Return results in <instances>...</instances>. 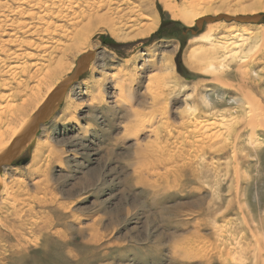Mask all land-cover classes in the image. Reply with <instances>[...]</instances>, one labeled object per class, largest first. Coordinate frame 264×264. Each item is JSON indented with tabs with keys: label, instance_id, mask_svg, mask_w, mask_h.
Segmentation results:
<instances>
[{
	"label": "rangeland",
	"instance_id": "rangeland-1",
	"mask_svg": "<svg viewBox=\"0 0 264 264\" xmlns=\"http://www.w3.org/2000/svg\"><path fill=\"white\" fill-rule=\"evenodd\" d=\"M21 1L0 0V107L31 97L39 85L37 75L57 66L65 47L76 42L73 34L90 17L116 7L111 3L80 20L50 17L45 19L49 32H41L36 10ZM136 1L108 16L113 20L126 13L128 19L134 9L144 19L131 23L132 28L129 20L117 23L114 31L97 22L80 52L63 57L57 85L76 72L81 57L90 52L95 56L82 80L18 156L19 163L1 171L7 183L24 179L31 197H38L35 203L27 200L34 208L18 206L21 221L6 218L8 226L14 225L12 232L0 227V264H264V125L238 117L247 108L242 82L227 77L231 85L224 86L214 74L187 66L186 51L204 36L205 21L201 27L186 25L172 17L163 0ZM190 1L167 3L183 9ZM211 1L207 16L212 18L231 9L230 14L244 19L254 13L245 14L243 8L255 9L259 2L264 6V0ZM256 15L263 17L261 23L222 20L213 44L238 41L249 31L255 36V29L264 28V10ZM154 21V33L134 38L138 24ZM204 42L190 48L199 58L210 48ZM259 42L246 65L256 80L249 90L264 104V46ZM33 63L42 70L36 72ZM241 63L225 62L221 72H236ZM15 64L24 67L12 75L8 67ZM159 78L165 82L160 84ZM150 85L159 93L165 90L159 107H153ZM8 95H13L11 103ZM260 111L248 107L246 112ZM127 112L133 118H125ZM220 115L238 117L237 136L213 129L214 147H195L196 127ZM37 149L42 154L34 173ZM45 172L48 183L43 182ZM47 215L50 221L44 226Z\"/></svg>",
	"mask_w": 264,
	"mask_h": 264
},
{
	"label": "bare ground",
	"instance_id": "bare-ground-1",
	"mask_svg": "<svg viewBox=\"0 0 264 264\" xmlns=\"http://www.w3.org/2000/svg\"><path fill=\"white\" fill-rule=\"evenodd\" d=\"M130 2H131V0H22L21 5L22 6H28L34 11L36 10L35 14L39 16V18H37V19L39 20V24L42 26L41 32H49V27H46L45 19H49L50 17L55 18L56 16H58L60 18H65V19L74 18V19L80 20L81 18L84 19L87 16H92L91 12H93L97 9H100L101 7L108 6L111 3L115 4L116 7L110 9L111 12H108V14L114 13L115 15H119V13L124 12L123 9H125V8H123V7L126 5H129ZM136 2H138V0ZM163 2L165 4V7L169 10V12H171L172 17L175 18V20L176 19L182 20L186 23V25L188 24L191 26H193L195 24L201 25L203 23V21H205V23L208 24V27H207L206 32L204 33V36H202L200 38L197 37V39L192 41L193 42L192 44L196 45L198 43V41H201L203 39L206 42V44L210 45V48L208 50L206 49V51H204L203 57L199 58L195 54V52L197 50H195V48L190 49L192 47V44H191L190 47L188 48V50L186 51V55H185L187 66L190 69L195 70V71H204V72H206V74H214L215 77L213 79L215 81L219 82L221 85H224V86H230L231 85V83L228 82L227 77L229 79L231 77H233V78L238 79L240 82H242V84H243L242 88L244 89L242 93H244V98L246 101L247 108L249 107L250 110H252V111H254L256 109L261 110V111H260V114L255 113V115H250L249 114L250 111L248 110L249 112H246L247 108H244V109H242L243 111H242L241 115L238 117L242 116L246 120L249 119L248 123L250 125H253V126L258 125L260 127H263V125H264V104L261 101H259L260 99H258V100L255 99V96H253V94L249 90L251 88L249 84H251V85L255 84L256 80L254 81L253 78L251 79L252 76H250V71L247 69L248 65H246V62L250 58H252L249 55V53H250V51L252 52V50L254 51V49H253L254 46H256V47L258 46V40L259 41L261 40L262 42H259V44H262V46H264V28L259 26L257 29H255V31L257 33L253 37L251 36L252 33H250V31H249V33L247 31H245V32H247L246 36H243V38L240 40L238 39V41H234L235 39L233 37L234 40H230V39L227 40L226 39L222 42L220 41L219 44L218 43H216V45L213 44L214 37H215L214 35L217 33L218 29L220 28V25L223 24V23H221L222 20L225 22L238 21V23H241V21H242V22H245L244 24H248V25L261 23L262 18H258L256 13L261 11V10H264V6H262V2H259L257 8H255V9L247 10V9L243 8L245 14H247L248 12L254 13L251 17H249V15H247V16L244 15V17H243L244 19H240L241 18L240 15H237L235 13H234L235 15L233 13L230 14L231 9L226 10V13L224 15H218L217 18L208 17L207 13L212 11L209 7V5H211V2H212L211 0H191L189 5L183 9H179L177 6L170 5L171 3L170 4L167 3V2H169V0H163ZM62 8L64 9V11L63 12L59 11V13H57V14L55 12L51 11V9L58 10V9H62ZM133 10L134 9L130 10L131 15L129 16L128 19L124 18V17H127L126 13L121 14L120 17L116 16L118 18L117 22H116L117 18L114 19L115 18L114 17L112 20L108 16L107 13H104L102 15L97 14L94 17H90L88 22L84 23V25H82V27L80 29H78L76 31V33L73 34L72 37H74V40L76 42L65 47L66 50H63V52H65V56L68 55L69 53L72 54V52H76V53L80 52L81 44H82L81 42H83L86 35L92 34L93 30L96 28L95 23H97V22H99L100 24H102L104 26H107L109 29L114 31L115 30L114 28H116L115 25L117 23L123 24L124 21L129 20L128 23H130V24H128V27L132 28L133 24H131V23H135V22L139 21V19L145 18V16L139 17L138 15L133 14L134 13ZM35 14H34V16H35ZM114 14H112V15H114ZM5 23H6V21L3 22V24H5ZM33 24L35 26H37V24H38L37 21H35V19L33 20ZM0 25H2V24H0ZM124 26H126V24H124ZM155 26H156L155 21L153 22V24H148V25L145 24L144 22L138 24L137 30H139V31L135 35L134 38H136V37L143 38V37H146L148 34L154 33ZM14 38H16V37H14ZM215 39H216V37H215ZM220 39H221V37H220ZM254 40H257V42H255ZM85 41L87 43L85 45L88 48L89 40H85ZM253 42H255L254 45H252ZM258 49H256V50L258 51ZM90 53H88V54H90ZM7 56H9V55H7ZM65 56H62L59 59L57 66L55 68L44 70L41 76L37 75V78H38L37 81H38L39 85L36 86V91L32 94L31 97H29L27 99L26 98L22 99L21 103H19V104L12 103L11 105L7 104L4 107H0V151H1L0 155L3 154L10 147V145L12 144L14 139L17 136H19L20 132L23 129H25V127H27V125L32 121V119L36 115V113H38L41 106L44 105L45 101L56 90H57L55 93L56 95L53 98L52 103H51L52 106L55 104L54 107H56L57 104H59L61 101H63L65 99L68 91L58 89L64 83V81L61 84L57 85L63 76H61L58 79H55L57 77V75H59V70H62L64 68L62 61H63V57H65ZM249 56H250V58H249ZM0 60H1L0 63L4 62V60H2V59H0ZM91 60H90V56H89V58H87V57L83 58V61H84L83 67L85 69L87 66H89L93 62V60L92 61ZM229 61H238V62L240 61L242 63L240 65H238L239 68L236 69V72L235 71L234 72L230 71L228 73L221 72V71L225 70V67L227 65V64L225 65L224 63L225 62L227 63ZM79 62H80V60H79ZM212 62H220V63H222V65L221 66L219 65L220 67L218 68V67H215L214 65H211ZM249 62H250V60H249ZM208 64H210V65L208 66ZM212 64H214V63H212ZM32 65H34L37 68V69L35 68L36 72H40L42 70L41 65H39V63H33ZM48 65H46V66H48ZM23 67H24V65H20V64H15L13 66L10 65L8 67V72L11 73L12 75H14V74L16 75L17 72L21 71V69ZM76 70H77V68H76ZM171 70H174L173 64L171 66ZM170 75L172 76V73ZM125 77H127V76H125ZM224 78H226V80H223ZM124 80H127V78H125ZM129 80H130V78H129ZM163 80H162V78H159V83L161 84L163 82ZM164 82H165V80H164ZM40 84H42V85H40ZM160 84L158 87H160ZM127 85H128V83H127ZM158 87L155 89L152 85L149 86V92H151L150 94L152 97L151 99H152L153 107L154 106L159 107L162 104V103L160 104V101H162L160 99L165 94V90L163 88L161 89V92L159 93L157 91ZM45 89H46V91H44ZM70 90L71 89H69V91ZM12 97H13V95H8L7 96L8 99L6 101L11 103ZM127 97H128V95H127ZM244 98L242 100H244ZM129 100H131V99H129ZM243 104H245V103H243ZM243 104H242V106H244ZM223 113H224V111H223ZM51 114L52 115L54 114L53 110L49 113V115H51ZM49 115L47 114L45 119L48 118V120H49L52 117V115L51 116H49ZM132 116H133V114L131 112H127L125 114V118H128V119L133 118ZM220 117H222V118L221 119L217 118V120H219V121H217L216 119L215 120L213 119L214 121L212 120V122H210L209 124H207L205 122L206 125L200 124L199 126L196 127V129L194 128L195 129L194 132H196L195 134H198L199 138L196 135L198 140H194L193 145L195 143H197V146H198V144H201V143H204V144L207 143V144H209L208 145L209 148H213L214 147L213 142H216V140H217L215 138L216 134L213 132V129H217V128L222 129L223 132L225 133V135L227 134L229 137H231V136L233 137V135L237 136V134L239 132L238 126H240V123H241V122H239L238 117L233 118L231 116L227 117V116H223V115H220ZM38 127H37V129H39ZM191 129H193V128H191ZM251 130L254 131V127H253V129L252 128L250 129V132H252ZM223 132L221 131L222 134H223ZM37 133H35V135H33L29 139L28 143L25 145V147L23 148V150L21 151L19 156L33 142V140L37 136ZM192 136L194 138V135H192ZM223 137H224V134H223ZM218 138H220V137L218 136ZM252 139H253V136H252ZM233 140H235V137ZM220 141L222 142L221 139H220ZM217 143L216 144L214 143V144L217 145ZM251 143H252V141H251ZM207 144H206V146H207ZM219 144H220V142H219ZM208 147H207V149H208ZM41 154H42L41 149H37L35 151V155L33 157V162H32V166L34 167L32 172H34V173H36V171H37L36 165L40 161ZM170 156H171L170 158L173 157L172 155H170ZM165 159L166 158H164V160ZM160 162H161V160H160ZM48 174H49L48 172H45L43 174V176L45 177L43 182H45V183L49 182ZM7 178L8 177L6 174H0V187L3 188L2 191L0 192V213H5V212L7 213V216L6 215L4 217L0 216V227H4L7 230L11 231L14 229V225H12V227L8 226L7 225L8 220L6 218L14 217L17 220L22 218V216L19 214L20 212H18V206L19 205H22L24 207L27 206L28 209L34 208L31 205L32 203L30 204L29 202H27V200L35 203V201H37L36 199L38 196L36 195V196L31 197V195L29 194V190H28L29 186L24 181V179H21V178L17 179L16 178L15 180L11 181V183H7L8 182ZM39 186H40L39 184L35 183V187L40 188ZM30 188H32V187H30ZM22 197H27V198H22ZM44 200L45 201L43 202V204L45 207L48 204V202H47V199L44 198ZM23 213H24V211H23ZM24 217H25V215H24ZM27 218H31V217L28 216ZM27 218H25V219H27ZM36 218L37 217H35V219ZM19 221H21V220H19ZM39 221H40V219H39ZM41 221H43V220H41ZM49 221H50V217L47 215L45 217V220L42 223H44V226H46V225H48ZM33 222H35V221H33ZM26 223H27V220H26L25 224ZM9 224L11 225V222ZM22 227H23V225H22ZM25 228H22V229L25 230ZM21 241H22V239H21ZM20 243L21 242H19L18 244H20Z\"/></svg>",
	"mask_w": 264,
	"mask_h": 264
},
{
	"label": "water",
	"instance_id": "water-1",
	"mask_svg": "<svg viewBox=\"0 0 264 264\" xmlns=\"http://www.w3.org/2000/svg\"><path fill=\"white\" fill-rule=\"evenodd\" d=\"M258 18H262L263 21V17L258 15ZM209 23V22H208ZM242 24H244L245 22H242ZM198 27H201V25H197ZM90 56V60H93L94 55L92 53L84 55L79 64H78V68L76 70V72L74 74H72L71 77H69L67 80L64 81V83L58 88L61 90H69L70 88H72L75 84H77L78 82H80L83 78L84 73L86 72L88 66L86 67V69L83 67V58L87 57L89 58ZM91 60V61H92ZM84 68V69H83ZM57 91V90H56ZM56 91L45 101L44 105L41 106L40 110L38 111V113H36V115L33 117L32 121L27 125V127H25V129H23L19 136H17L14 141L12 142V144L10 145V147L3 153L0 155V173L3 169L13 166L15 165V162L17 161V158L19 156V154L21 153V151L23 150V148L25 147V145L28 143L29 139L35 135V133L38 132V128H40V126L47 122L48 118L45 119V117L47 116V114L49 115V113L53 110L54 112L56 111V109L58 108L59 104L55 106V104L52 106V100L55 97V93ZM52 115V114H51ZM49 115V116H51ZM45 119V120H44ZM19 163V162H18ZM25 165V162L23 163Z\"/></svg>",
	"mask_w": 264,
	"mask_h": 264
}]
</instances>
